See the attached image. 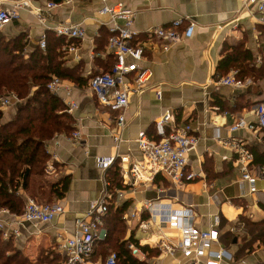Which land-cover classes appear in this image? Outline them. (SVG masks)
I'll return each mask as SVG.
<instances>
[{"label":"crops","instance_id":"crops-1","mask_svg":"<svg viewBox=\"0 0 264 264\" xmlns=\"http://www.w3.org/2000/svg\"><path fill=\"white\" fill-rule=\"evenodd\" d=\"M12 1L5 0L6 5ZM115 1L122 2L134 12L133 27L138 37L133 44L147 40L148 30L157 26L169 28L171 22L179 18L195 25L191 37L172 44L168 51L161 48L160 40L148 43L144 64L152 73L150 84L130 98L125 112L126 128L122 132L115 123L116 111L102 106L88 88L90 74L110 65L106 46L98 47L102 32L113 23L109 16L98 12L102 6L100 0H71L54 8L46 6L50 0H35L33 7L42 10L43 22L31 10H21L19 20L4 29L12 37L23 33L30 49L38 44L42 34H55V25L64 21L80 23L84 37L76 41L75 50L69 51L67 46L62 50L67 65L80 63L81 75L88 78L81 86L61 79L64 87L56 94L64 104L68 98L76 102L77 108L70 115L73 118L72 132H79L80 138L69 140L67 137L72 132L61 133L46 144L50 151L47 164H51L54 171L45 172V175L52 181L68 177L64 196L55 202L60 203L64 211L50 223L25 224L15 245L32 258L40 250L49 248L62 256L59 244L73 234L75 221L85 217L90 203L102 196L108 170L114 167L118 170L121 186L113 191L110 189L114 196L109 206L112 210H124L121 217L127 224L124 240L133 236L144 254L133 258L143 264H212L207 258L191 261L179 252L174 257L163 255L153 244H145L146 241L155 242L158 234L135 228L140 210L141 218H148L143 205L156 200V188H166V180L156 176L152 182L133 185L129 174L120 173L121 164L113 165L105 172L97 165L98 158L119 154L128 156L130 161H141L142 154L136 141L138 136L141 133L154 135L155 120L165 110H170L177 123L190 124L197 143L187 153V166L204 177L178 188V202L171 200L172 207L192 206L196 224L204 229L211 226L214 214L219 215V243L214 249H227L233 262L224 259L218 264H263V244L254 243L251 251L243 249V245L251 239L246 221L254 223L264 218V173L260 172L264 167V128L250 130L243 126L231 130L239 120L256 126L254 108L264 99V24L257 6L246 0ZM115 23L121 24L122 21ZM232 49L238 52L237 59L225 67L221 62ZM252 70H261L255 80L250 74ZM238 72L241 76L237 75ZM233 73L237 78L250 79L251 84L240 88L217 83L219 78ZM65 88L70 90V96L66 95ZM116 134L121 138L118 147L113 139ZM233 141L252 154L248 171L255 177V191H250L248 181L242 179L238 152L231 145ZM127 165L125 163L123 167ZM204 181L212 183L213 187L206 188ZM116 190L121 191L122 196L115 197ZM21 193L26 200L29 198L23 191ZM133 213L134 218L123 219ZM2 217L13 221L9 215ZM233 229L237 232L234 233ZM230 238L233 241L226 242ZM104 260L95 246L94 253L84 264H102Z\"/></svg>","mask_w":264,"mask_h":264},{"label":"built area","instance_id":"built-area-1","mask_svg":"<svg viewBox=\"0 0 264 264\" xmlns=\"http://www.w3.org/2000/svg\"><path fill=\"white\" fill-rule=\"evenodd\" d=\"M71 0H61L60 2L47 3L48 8L57 7ZM102 6L99 9L101 15L110 18L108 24L109 36L106 43V50L114 57L111 71L103 72L92 76L88 81V88L96 100L105 107L116 111L115 123L122 132L126 128L125 112L129 106L130 98L140 94L150 84L151 70L144 62L146 61L145 51L148 43L160 40V46L164 51H168L172 44L178 43L192 36L194 23L184 22L176 19L171 22L169 28L157 26L147 31V40L133 42L138 37L137 30L133 27L134 12L127 9L120 1L100 0ZM248 4H255L261 22L264 24V0H246ZM34 0H13L9 6L5 0H0V32L8 25L20 18L21 10H31L33 14L43 22V12L39 8L33 7ZM121 20V24H116ZM56 36L64 37L67 40L78 41L84 35V29L80 23L70 21L61 22L53 27ZM41 49L46 48V35L42 34L38 40ZM76 43L67 46V50H75ZM218 84L245 87L251 84V80L237 78L234 73L230 76L219 78ZM63 81L53 76L46 85L50 93L58 94L63 88ZM66 95L70 96V90L65 88ZM157 97L160 98L159 92ZM67 99V98H66ZM17 102L18 99L13 93H9L1 99L2 106ZM77 108V104L71 98L65 100V111L72 113ZM256 114V126L246 124L239 120L231 127V130L247 126L253 130L255 127L264 128V100L260 101L254 108ZM155 133L148 136L141 133L137 138V144L142 154L141 161H130L128 156L113 155L105 158H98L97 165L105 172L113 165L121 164L120 173L129 174L131 183L138 185L143 182H152L156 176H161L168 186L156 188L157 197L154 201L146 202L143 210L148 212V218H141L142 211L137 217L135 228L141 232H152L158 234L153 244L166 256L174 257L179 252L184 258L198 262L201 258H207L212 264H218L224 259L233 262L232 254L223 247L214 249L219 243L218 228L220 227V217L218 214L212 216V224L207 229L199 227L195 222V211L192 206H182L173 208L170 201L178 202L176 191L178 188L196 179L203 180L201 174L195 173L187 166V153L197 143V138L191 133V126L188 123L179 124L174 120L173 113L165 110L154 122ZM61 134H56L53 138H58ZM69 140H78L80 134L72 132ZM114 142L118 147L121 141L120 135H113ZM232 147L238 152V162L242 172V179L248 181L250 191H255V177L248 171V164L252 160V154L238 142H232ZM46 151H50L46 147ZM127 163L124 168L123 164ZM54 167L47 164L45 172L52 173ZM264 173V167L260 169ZM206 188H212L213 184L203 182ZM110 183L105 182V191L100 198L90 203L85 217L75 221L73 234L66 237L60 244L59 249L64 258V264H84L95 250L97 243L103 242L107 237L105 218L107 216L110 201L113 193L109 190ZM174 195V196H173ZM122 196V192L115 191V197ZM169 200V201H163ZM64 209L60 203H39L33 198H28L21 214H14L6 208H0V234L3 240L17 242L25 224H45L50 223L63 213ZM9 215L13 221L3 219V215ZM134 218L135 214L125 215L123 219ZM141 243V241H140ZM131 256L144 254L140 246L133 242L127 243ZM118 255L111 252L102 264H117ZM232 264V263H230Z\"/></svg>","mask_w":264,"mask_h":264},{"label":"trees","instance_id":"trees-1","mask_svg":"<svg viewBox=\"0 0 264 264\" xmlns=\"http://www.w3.org/2000/svg\"><path fill=\"white\" fill-rule=\"evenodd\" d=\"M108 36V29L102 32L98 48L103 45L105 48ZM71 43L76 41L48 32L45 49H41L38 44L28 49V40L23 33L8 37L3 31L0 32V97L13 93L19 101L10 119L6 120L0 110V208H6L11 213H22L26 203L22 191L39 203L52 204L64 196L68 187V177L52 181L45 175V167L49 161L47 142L56 134H70L74 129L73 118L65 111L62 99L47 90L49 80L55 76L81 86L88 78L112 69L114 57L109 54V66L101 71H94L88 78L83 77L80 63L67 65L62 47ZM236 56L238 52L232 49L231 53L224 56L221 64L228 67L236 61ZM97 59L100 60L99 57ZM260 71H251L253 80ZM237 75L241 76L240 73ZM107 179L110 183L109 190L113 191L121 186L116 168L108 170ZM111 207L109 206L105 218L107 237L96 244V249L111 245L116 250L111 252L118 255L117 264H143L131 256L127 247L128 242L138 243L137 239L131 236L124 240L127 229V224L121 219L124 210H112ZM246 224L251 239L243 245V249L253 250L256 242L264 245V218L254 223L246 221ZM232 241L233 238L226 240L228 243ZM63 262L64 258L53 248L42 249L32 258L13 241L3 240L0 234V264Z\"/></svg>","mask_w":264,"mask_h":264},{"label":"rangeland","instance_id":"rangeland-1","mask_svg":"<svg viewBox=\"0 0 264 264\" xmlns=\"http://www.w3.org/2000/svg\"><path fill=\"white\" fill-rule=\"evenodd\" d=\"M3 32H4V35H7L5 30H4ZM7 36H8V35H7ZM8 37H12V36H8ZM4 97H6V95L0 97V102H1V99L4 98ZM17 102H19V101H17ZM17 102H13V101H11V102L9 103L8 106H2V105L0 104V110H2V112H3V114H4V118H5L6 120L12 118V115L14 114V109H15V106H16ZM43 202H44V201H43ZM233 230H234V233L237 232V230H235V229H233ZM99 250H100V252H101V250H102L101 255H102V258H103V259L106 258V256H107L111 251H116L115 249L112 248L111 245H108L107 247H104V246L100 247V246H99Z\"/></svg>","mask_w":264,"mask_h":264}]
</instances>
